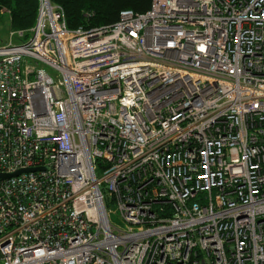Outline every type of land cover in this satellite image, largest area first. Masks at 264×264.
<instances>
[{"label": "built area", "instance_id": "built-area-1", "mask_svg": "<svg viewBox=\"0 0 264 264\" xmlns=\"http://www.w3.org/2000/svg\"><path fill=\"white\" fill-rule=\"evenodd\" d=\"M29 32L0 45V264H264V0L88 29L39 0Z\"/></svg>", "mask_w": 264, "mask_h": 264}, {"label": "trees", "instance_id": "trees-1", "mask_svg": "<svg viewBox=\"0 0 264 264\" xmlns=\"http://www.w3.org/2000/svg\"><path fill=\"white\" fill-rule=\"evenodd\" d=\"M151 0H50L64 13L65 24L69 29L78 27L93 28L113 24L124 9L144 12ZM39 0H0V11L8 15L12 31L23 30L25 38L35 25Z\"/></svg>", "mask_w": 264, "mask_h": 264}, {"label": "rangeland", "instance_id": "rangeland-1", "mask_svg": "<svg viewBox=\"0 0 264 264\" xmlns=\"http://www.w3.org/2000/svg\"><path fill=\"white\" fill-rule=\"evenodd\" d=\"M11 29H10V23H9V18L8 15L5 13V11H0V45H5L9 41H12L14 43H18L21 41V38L18 37L17 35H11ZM48 69V68H46ZM108 191L105 193V199H104V204L107 208V210L110 211L109 214V219L110 222L116 226L120 227L122 225L121 219L117 213H114L115 210V205L111 203L110 197L108 196Z\"/></svg>", "mask_w": 264, "mask_h": 264}, {"label": "water", "instance_id": "water-1", "mask_svg": "<svg viewBox=\"0 0 264 264\" xmlns=\"http://www.w3.org/2000/svg\"><path fill=\"white\" fill-rule=\"evenodd\" d=\"M28 170H31V169H26L25 171H28ZM20 172V171H19ZM19 172H16V173H19Z\"/></svg>", "mask_w": 264, "mask_h": 264}]
</instances>
